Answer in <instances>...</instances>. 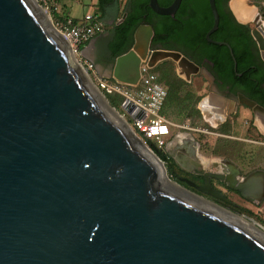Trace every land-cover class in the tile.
I'll return each mask as SVG.
<instances>
[{"label":"water","instance_id":"1","mask_svg":"<svg viewBox=\"0 0 264 264\" xmlns=\"http://www.w3.org/2000/svg\"><path fill=\"white\" fill-rule=\"evenodd\" d=\"M181 3L149 5L174 16ZM209 4L206 37L229 47L237 69L232 46L211 38L220 14L216 0ZM230 4L240 23L253 19L238 10L262 16L249 0ZM153 36L152 25L137 28L133 47L115 59L114 79L137 84L142 65L169 59L186 81L200 73L180 51L153 47ZM253 37L264 55L256 28ZM83 70L37 0H0V264H264V239L237 217L242 212L175 180L179 188L163 184L164 160L108 109ZM240 96L264 132V106ZM122 108L136 116L130 100ZM224 163L230 172L206 171L201 191L229 202L216 178L264 198V172L243 177ZM257 188L263 193L252 194Z\"/></svg>","mask_w":264,"mask_h":264},{"label":"trees","instance_id":"2","mask_svg":"<svg viewBox=\"0 0 264 264\" xmlns=\"http://www.w3.org/2000/svg\"><path fill=\"white\" fill-rule=\"evenodd\" d=\"M173 1L159 0V3L162 6H169ZM186 1L183 0L175 15L171 16L155 12L149 5L150 0H126L123 6L121 0H98L96 13L99 15V20L107 26H110L109 22L113 21L111 31L114 32L115 37L108 44V61L115 62V59L119 55L129 51L134 44V34L137 28L142 24H150L155 31L153 46H156L159 42L164 43L165 46H169L166 44V40L173 38L184 46H187L188 49L189 47L199 48L203 57L214 63L212 70L217 76L219 75L224 80L230 82L233 88L242 87L250 97L264 105V89L261 85L262 81H264V67L261 66V63L251 58L250 55L249 57L246 56L247 53L250 54V44L253 42L256 45V41L251 34V27L238 22L233 15L229 16L226 14L218 2L220 13L219 28L211 34V38L226 41L232 46L237 60L236 69V64L229 47L213 43L206 37L207 32L214 24V16L210 10L208 0H196L189 19L183 18L181 14ZM204 10L207 11L209 16L207 19L201 18V12ZM125 12H127L126 17L118 23ZM153 17L158 19H152ZM170 63L167 61V64L165 63L167 66L162 64L154 69L156 73L158 72V68V70H162L161 73L157 74L168 90L164 106L167 99L171 96H177L179 101L183 100L182 102L190 103L192 97L185 95L182 98L178 96L181 84L185 83V81L177 75L173 64ZM252 65L259 68V71L256 72ZM238 72H243V76H239ZM107 96L115 106L121 108L125 99L123 96L118 94H107ZM261 96L263 97L262 100ZM220 128L221 131L229 134L231 129L229 120L221 124ZM140 135L142 134L140 133ZM148 143L156 150L162 160L166 162L170 174L177 179V171L181 174L183 171L174 159L164 149L156 148L151 141H148ZM241 210L257 218L254 211L246 208H241ZM258 220L261 219L258 217Z\"/></svg>","mask_w":264,"mask_h":264},{"label":"rangeland","instance_id":"3","mask_svg":"<svg viewBox=\"0 0 264 264\" xmlns=\"http://www.w3.org/2000/svg\"><path fill=\"white\" fill-rule=\"evenodd\" d=\"M125 1L121 0L122 6L125 4ZM57 2L63 13L74 20L82 19L87 13L96 14L97 12L98 0H57ZM249 3L260 7V13L264 22V10H262L264 8V0H249ZM54 20L51 19L52 23ZM249 25L251 29L256 28L254 22H250ZM108 28L109 26L105 25V29ZM105 46V42H102L101 47ZM106 52L108 53V51ZM165 63L167 64V62ZM158 69L157 73H161L162 70ZM180 78L185 83L181 84L178 96L184 98L186 95L192 97V99L190 103H187L182 102L183 100L179 101L177 96H171L163 107V114L170 122L174 123V125H171L172 132L183 135L176 137L174 143H169L167 153L176 152L177 154H181L186 152L190 158H193L200 164L198 165L199 167H204L206 170L219 168L225 160H229L240 166L244 173L258 168L264 170V132L260 131L252 110L244 105H239L238 107L234 104L229 105L222 98L211 97L208 94L207 81L200 76L191 78L189 82L182 77ZM93 83L96 84L95 80ZM102 95H105L104 98L108 103L142 137L124 115L122 105L121 108L115 106L103 91ZM210 102L212 105L209 104ZM211 107H216L219 112L227 111V113L223 112L224 114L219 116ZM227 120H229L231 126L229 134L224 133L220 128V125ZM169 139L170 136L168 135L167 140ZM147 145L156 152L151 145ZM165 166L168 171V177L172 181H177L170 174L166 162ZM201 196L212 202H216L207 195ZM230 196L233 204L228 207L229 209L240 211L242 215L253 218L256 224L264 226V199L253 201L234 193H231ZM224 207L227 208V206ZM241 208L254 211L257 218L246 214ZM258 217L261 220H258Z\"/></svg>","mask_w":264,"mask_h":264},{"label":"built area","instance_id":"4","mask_svg":"<svg viewBox=\"0 0 264 264\" xmlns=\"http://www.w3.org/2000/svg\"><path fill=\"white\" fill-rule=\"evenodd\" d=\"M43 9L50 15L54 26L70 45V54L74 61L87 71L99 90L109 95H121L130 100L135 108L134 114L124 110L131 125L142 135L146 141H151L156 148L164 149L167 144V136L173 135L170 122L162 113L168 90L161 82L154 69L142 65V74L137 84H127L116 79L100 77L96 71V63L88 58V45L105 31V25L99 20V15L86 14L80 20L61 14L57 0H37ZM124 99V100H125ZM143 111L144 115L137 114ZM127 121V120H126Z\"/></svg>","mask_w":264,"mask_h":264},{"label":"flooded vegetation","instance_id":"5","mask_svg":"<svg viewBox=\"0 0 264 264\" xmlns=\"http://www.w3.org/2000/svg\"><path fill=\"white\" fill-rule=\"evenodd\" d=\"M195 1L196 0H187L186 1L184 9H182V11H181V14L183 15V18L189 19L191 13L193 12V9H194L193 7L195 6ZM182 2H183V0H182ZM218 2L220 3L221 7L224 9L226 14H228L229 16L233 15V17L236 19L235 15H234V13H233V11L231 9V4H230L231 0H216L217 9H218ZM208 3H209V0H208ZM235 4L238 5L239 3L236 2ZM209 7H210V4H209ZM210 10H211V7H210ZM218 11H219V9H218ZM211 12H212V10H211ZM125 13L127 15V12H125ZM201 13H202V15H201L202 19H207L209 17L206 10L202 11ZM212 14H213V12H212ZM252 16L253 15H252V13L250 11L249 14L247 13L244 16H242L243 17L242 19H244V18L245 19H249ZM125 17L126 16L123 15L120 19L123 20ZM152 19H158V18L153 17ZM252 22H254V21H252ZM242 24L243 25H249V23H242ZM254 24H256V23L254 22ZM253 30H254V28L251 29V34L252 35H253ZM154 36H155V31H154ZM154 36H153V39H152V46H153ZM114 37H115L114 32H112L111 29L110 30L106 29L105 32H103L101 35H99L96 38L95 49L93 51V55H94V57L96 59H98V60H100L102 62L108 61V59H109L108 44L112 40V38H114ZM102 42H105V44H106L105 47H101V43ZM134 43H135V34H134ZM166 44L169 45L170 47L169 46H165L164 43H160V42L156 46H153V47L180 51L182 54L186 55L190 60H192L196 64H198L200 66V68H201V71L198 74L192 75V78L196 77V76H200L203 79H205L207 81V83H208V94L211 97L222 98V100H224L229 105L230 104H234L235 106L244 105V106H246V107H248V108H250L252 110L251 107H249V106H247V105L242 103L240 94H243V95H245V96L257 101L261 105H263L258 100L250 97L243 90L242 87H234L233 88V86H232V84L230 82H228L227 80H224L219 75L217 76V74L214 73L213 70H212V67H214V63L210 62L207 58L203 57V54H202V52L200 51L199 48L189 47V49H188L187 46H184L182 43H180L179 41H177V40H175L173 38L166 40ZM106 51H108V53ZM249 51H250L249 52L250 54L247 53L246 56L249 57V55H250L251 58H253L255 61L261 63V66L264 67L263 53H262L257 41H256V45L253 42L250 44ZM167 61L171 62L173 64L174 69H175L176 73L178 74V72H177V69H178L177 62L169 59V60H166V61L162 62L160 65L164 64ZM166 66H165V68H166ZM252 66L256 70V72L259 71V68H257L254 65H252ZM205 71L212 78V81L209 80L210 78L208 79L207 76L204 74ZM238 74L241 77L243 76V72H238ZM262 76H263V74H262ZM261 85H262V88L264 89V81H262ZM262 99H263V97L261 98V100ZM209 104L212 105L211 102ZM211 108L214 109V111H216L215 113H217V115H219V116L223 115L224 113H227V111L219 112L216 109V107L215 108L211 107ZM252 113H253V116L255 117L253 110H252ZM175 135H180V134L177 133ZM168 145H169V143L167 144V146L165 147L164 150L167 151ZM168 154L174 159L176 164L183 171L182 174L177 171V179H176L177 182H179V184L181 186H183L184 188L190 190L191 192H193L195 194H198V195H207L208 197H211L213 200H215L216 203H218L220 205H223V206H227V207H229L231 204H233V200H232V198L230 196L231 193L238 194L239 196H242L244 198L252 199L251 195L244 196L241 191L230 188L229 187V183L221 181V180L216 179V178H211V182H212L213 186L215 188L221 190L224 193V195L228 197V199L230 201L226 202V201L221 200L219 198L213 197L210 194L204 193L198 187L202 186L205 183V181H206L205 172L208 171V170L203 169L202 167H199L196 164V162H197L196 160L194 162L188 160L183 153L177 154L176 152H174V153H168ZM178 162H180L181 164H179ZM226 167L229 170V167L227 165H226ZM241 171H242L244 176H248L251 173L264 171V170L258 168V169H255V170H251V171H249L247 173H244L243 169H241ZM253 194H258L259 195V193L255 192V191L253 192Z\"/></svg>","mask_w":264,"mask_h":264},{"label":"bare ground","instance_id":"6","mask_svg":"<svg viewBox=\"0 0 264 264\" xmlns=\"http://www.w3.org/2000/svg\"><path fill=\"white\" fill-rule=\"evenodd\" d=\"M251 10H248V11H242V10H238V12L240 13V16L241 18H243L242 16H244L245 14H249ZM43 12H44V15H45V22L46 24L48 25H52V21L50 19V16L46 13V11L43 9ZM252 13V17H250L251 19H253V21L256 23V29H257V36H258V39L260 40L261 42V45L263 47V51H264V22H263V19H262V16L258 15L257 13ZM249 18V19H250ZM244 20H248V19H245ZM83 73L84 75L86 76L88 82L91 84L92 88L97 92V94L99 95V97L102 99V101L104 102V104L108 107V109L114 113L115 115H118V112L110 105V103H108V101L104 98V96L102 95V93L98 90V88H96V85L93 83L92 79L90 78L89 74L83 70ZM123 120L124 118L121 117ZM162 181H163V184L165 185H169V186H172V187H177L179 188L178 184H176L174 181H172L167 175L163 176L162 178ZM257 185H259V182L257 183ZM259 189V188H257ZM261 189V188H260ZM257 190L254 189L255 192L262 194L263 192H261V190ZM253 194V192H252ZM242 222L244 223H247V225L249 227H251L257 234L260 235V237H262L264 239V226L262 225H258L254 222V219H251L245 215H238L237 216Z\"/></svg>","mask_w":264,"mask_h":264},{"label":"crops","instance_id":"7","mask_svg":"<svg viewBox=\"0 0 264 264\" xmlns=\"http://www.w3.org/2000/svg\"><path fill=\"white\" fill-rule=\"evenodd\" d=\"M58 3V2H57ZM59 4V3H58ZM61 14H63V15H65L64 13H63V11L61 10ZM88 14V13H87ZM65 16H67V15H65ZM77 20H80V19H77ZM112 23H113V21H110L109 22V24H110V26H109V30L111 29V27H113L112 26ZM107 29V30H108ZM106 30V29H105ZM105 32V31H104ZM95 43H96V39H94L89 45H88V49H87V54H88V58L91 60V61H93V62H95L96 63V71H97V73L99 74V76L100 77H103V78H107V79H114V77L112 76V69H113V64H114V62L113 61H106V62H101L100 60H98V59H96L95 57H94V55H93V51H94V49H95ZM161 64V63H160ZM159 64V65H160ZM158 65V66H159ZM189 82V81H188ZM236 107H238V106H236ZM228 115V114H227ZM176 133H173V135L170 137V139L168 140V143H174V139L176 138V137H181V136H183V135H175ZM165 149V148H164ZM166 151V150H165ZM167 152V151H166ZM185 156H186V158L188 159V160H190V161H195L193 158H190L189 156H188V153H186V152H184L183 153ZM187 154V155H186ZM229 161V160H228ZM223 162H226V160L225 161H223ZM231 162V161H230ZM198 162H196V164H197ZM233 164H235L234 162H232ZM199 164V163H198ZM236 165V164H235ZM228 166V165H227ZM237 167H238V169L240 170V172H241V174H242V176L243 177H247V176H244L243 175V173H242V171H241V169L242 168H240V166H238V165H236ZM229 167V166H228ZM203 169H204V167H202ZM208 171H214V172H218V173H229L230 172V167H229V170L227 169V167H226V164L225 163H223L222 165H220V167L219 168H216L215 170H208ZM260 172H264V171H260ZM251 174H253V173H251ZM251 174H249V175H251ZM229 187H230V185H229ZM231 188V187H230ZM233 189V188H232ZM236 190V189H235ZM240 191V190H239ZM252 198V200L253 201H260V200H258V199H255V198H253V197H251ZM262 199H264V198H262ZM261 199V200H262Z\"/></svg>","mask_w":264,"mask_h":264}]
</instances>
